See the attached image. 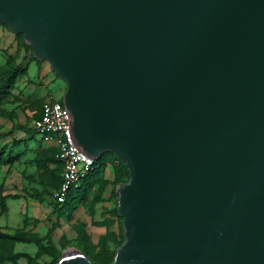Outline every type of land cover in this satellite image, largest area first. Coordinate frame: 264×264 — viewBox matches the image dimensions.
I'll return each instance as SVG.
<instances>
[{
	"label": "water",
	"instance_id": "1",
	"mask_svg": "<svg viewBox=\"0 0 264 264\" xmlns=\"http://www.w3.org/2000/svg\"><path fill=\"white\" fill-rule=\"evenodd\" d=\"M0 23L66 83L77 147L128 169L110 264H264V0H0Z\"/></svg>",
	"mask_w": 264,
	"mask_h": 264
},
{
	"label": "rangeland",
	"instance_id": "2",
	"mask_svg": "<svg viewBox=\"0 0 264 264\" xmlns=\"http://www.w3.org/2000/svg\"><path fill=\"white\" fill-rule=\"evenodd\" d=\"M17 39L19 44L16 53L8 54L6 51L4 54L0 53V67L3 68V73L11 66L18 67L22 70L18 73L13 85L8 89V92L0 99V185H3L4 181L10 178L12 179L13 185L10 191L13 194H19L22 191L25 194H33L35 196H51L54 178L50 175L48 176L47 171L44 170L43 164L45 163L42 153V150H47L50 147L40 140H37L41 135L38 132H32L31 125L42 102L50 96L49 93L45 91L48 78L45 77L44 74L48 73L51 77L54 74L51 72L48 62L36 61L33 57L32 50L21 45L20 43L22 40L20 38ZM21 50H23L22 54ZM7 61L10 64L6 65ZM28 63L29 65H27ZM59 85H62V82L57 78V80L50 83L48 86V89L54 92L56 98H62L66 89L65 82L60 88H58ZM47 167L52 169L55 165L48 163ZM16 171L23 175L22 184L17 182L18 179L15 180L14 177H9L11 174H15ZM7 173L9 174L8 176H6ZM15 183L18 184L17 187ZM99 186H102L101 179L94 181L92 195H94L93 193L99 192V190L97 191ZM106 187L107 185L105 188ZM37 189H40L39 194L36 193ZM102 191L103 189L101 192ZM111 195L115 199L113 184ZM8 201L10 210L13 212V210L16 209V201ZM90 211L91 208H89L88 204L85 202L79 213H81V215H89ZM4 213L5 211L0 210V216L4 215ZM0 222H3V217H0ZM0 228L3 232L14 231V229H9L4 225L0 226ZM50 228L51 227L47 229L44 228L43 232L39 233V235L45 236ZM57 238L58 237L54 235L55 242ZM32 246L33 245L29 247ZM55 246L57 251L62 253L68 248L77 247V244L74 241L68 243L65 240V236L63 237L62 235ZM112 248H115V245H113ZM54 258L53 254H42L38 258V261L41 264H50L53 262ZM18 262L20 264H26L27 260L25 257H20Z\"/></svg>",
	"mask_w": 264,
	"mask_h": 264
},
{
	"label": "crops",
	"instance_id": "3",
	"mask_svg": "<svg viewBox=\"0 0 264 264\" xmlns=\"http://www.w3.org/2000/svg\"><path fill=\"white\" fill-rule=\"evenodd\" d=\"M16 36L17 34H14L12 31L8 29L7 26L3 25V23H0V53L1 54H4L5 51L8 54L16 53L19 44ZM22 51L23 50H21V54ZM35 60L38 61L37 59ZM27 65H29V63ZM51 72L54 74L52 77L48 75V73L44 74L45 77L48 78L47 88L45 89V91L49 93L50 95L49 98L60 99V98H56L54 96V92L48 89L50 83L57 80V78L60 79L52 70ZM60 80L62 82V85H59L58 88L64 85V81L62 79ZM32 125H33V121H32ZM32 125L31 128L34 129ZM37 140H40L42 143H45L41 139V136ZM45 144L53 149L55 148V146L52 143H45ZM59 164L61 165L60 161ZM61 169H62V165H61ZM8 175L9 174L7 173L6 176ZM22 176H23L22 173L19 174L16 171L15 174H11L9 177H14L15 180L18 179L17 182H20L22 184ZM103 177L109 181V184L104 189L99 199L98 198L95 199L94 197H92V195L89 196L88 198L89 200L86 202L89 208H91L89 215L87 214L81 215V213H79L80 210L83 208V204L72 212H66L64 214L59 215L58 212H55L54 210L55 200L53 199L52 196H48V195L35 196L33 194H25L22 191L19 194H13L10 191V189L13 187L12 179L7 178L4 181V184L2 185L3 186L2 194L7 196V198L5 199L6 211L4 215L0 216L3 217V222H0V226L4 225L12 230L19 228L21 229L24 227L25 230L42 233L44 228L47 229L48 227H52V225H55L52 234V241L56 245L58 239L62 235L63 237L65 236V240L68 243L74 241L77 244L79 240V234H78L79 229L83 225L88 240L92 244L98 246L101 245L102 242H106L107 246L109 248H112V246L115 243V240H117L119 236V216H117L114 213V209L116 208V201L111 195L112 192L111 182L114 179V171L112 166L109 165L104 169ZM17 185L18 184L15 183L16 187ZM36 193L39 194L40 189H37ZM8 200L16 201V205H15L16 209L13 210V212L12 210H10ZM45 222L47 223V227ZM1 223H5V224H1ZM54 235L55 237H58L56 242L54 241ZM105 238L108 239L105 241ZM31 245L33 246L29 247ZM77 248L79 247L77 246ZM15 250L17 252L29 253L30 255H34L37 251L35 244L23 243V242H18L15 245Z\"/></svg>",
	"mask_w": 264,
	"mask_h": 264
},
{
	"label": "trees",
	"instance_id": "4",
	"mask_svg": "<svg viewBox=\"0 0 264 264\" xmlns=\"http://www.w3.org/2000/svg\"><path fill=\"white\" fill-rule=\"evenodd\" d=\"M5 25V24H3ZM6 26V25H5ZM17 38H20L21 45L25 48L32 50L31 46L24 42L23 36L21 34H17ZM19 39V40H20ZM8 64V61L6 62ZM5 65V66H6ZM22 70L18 67H9L5 73H3V68L0 67V99L2 96L8 92V89L13 85L17 75ZM62 102V99H59ZM42 106V104H41ZM40 106V109H41ZM40 109L38 114L34 117L37 118L40 115ZM32 132H35V129H32ZM44 156V170L47 171L48 176H52L54 178L52 184V192L58 188L60 184V173H61V165L59 164V160L56 158V148H49L47 150H42ZM1 162V159H0ZM54 164L55 167L49 169L47 164ZM112 166L114 171V179L111 182L115 188L118 184L124 183L129 178L128 169L124 163V161L115 153L107 152L104 153L101 158L94 162L93 169L91 172L86 175L83 179H81L77 186L73 187L67 194V198L63 203H58L55 200V212H58L59 215L64 214L66 212H72L77 209L80 205L87 202L89 196L92 195V187L94 181L101 179L102 186L97 188V193H93L92 197L95 199H99L101 194L103 193L105 186L109 184V181L103 177V171L107 166ZM103 191L101 192V190ZM3 186L0 185V210L6 211L5 199L7 196L3 195ZM117 194L115 192V201ZM93 198V199H94ZM117 205V202H116ZM114 213L118 216L116 208L114 209ZM55 225L48 230L45 236L39 235L37 232L25 230V228L14 229L13 232H3L0 228V264H20L18 259L20 257H25L27 260L26 264H41L38 261V258L42 254H53L54 260L50 264L56 263L61 252L57 251L56 246L52 241V232ZM79 240L77 242V246L95 263V264H110L113 260L114 253L116 248L123 241V229H122V219L119 217V236L118 239L115 240V248H109L106 242H102L101 245H94L89 240L85 233L84 227H80L79 229ZM108 238H105V241ZM18 242L23 243H33L37 246V251L34 255H30L25 252H17L15 251V245ZM47 264V263H42Z\"/></svg>",
	"mask_w": 264,
	"mask_h": 264
},
{
	"label": "built area",
	"instance_id": "5",
	"mask_svg": "<svg viewBox=\"0 0 264 264\" xmlns=\"http://www.w3.org/2000/svg\"><path fill=\"white\" fill-rule=\"evenodd\" d=\"M32 126L45 143H52L56 148V158L61 162L62 169L60 184L52 192V197L58 203H63L68 192L91 172L95 160L74 143L69 113L59 99L45 100Z\"/></svg>",
	"mask_w": 264,
	"mask_h": 264
}]
</instances>
